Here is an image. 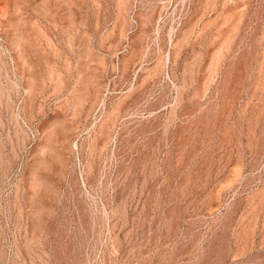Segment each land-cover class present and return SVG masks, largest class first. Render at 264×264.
Here are the masks:
<instances>
[{
    "label": "rangeland",
    "instance_id": "obj_1",
    "mask_svg": "<svg viewBox=\"0 0 264 264\" xmlns=\"http://www.w3.org/2000/svg\"><path fill=\"white\" fill-rule=\"evenodd\" d=\"M0 264H264V0H0Z\"/></svg>",
    "mask_w": 264,
    "mask_h": 264
},
{
    "label": "bare ground",
    "instance_id": "obj_2",
    "mask_svg": "<svg viewBox=\"0 0 264 264\" xmlns=\"http://www.w3.org/2000/svg\"><path fill=\"white\" fill-rule=\"evenodd\" d=\"M32 243V242H31ZM36 244V243H35ZM34 246V245H33Z\"/></svg>",
    "mask_w": 264,
    "mask_h": 264
}]
</instances>
